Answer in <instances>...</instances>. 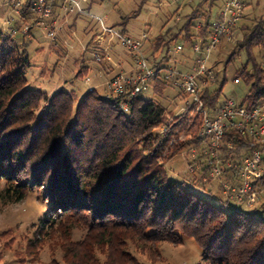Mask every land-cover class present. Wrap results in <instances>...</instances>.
Instances as JSON below:
<instances>
[{
    "label": "trees",
    "instance_id": "1",
    "mask_svg": "<svg viewBox=\"0 0 264 264\" xmlns=\"http://www.w3.org/2000/svg\"><path fill=\"white\" fill-rule=\"evenodd\" d=\"M21 1L22 25H12L18 33L0 28V180L6 184L0 196L21 202L35 192L48 203L49 214L37 238L29 242V254L35 256L49 245L53 258L47 264H139L132 249L156 261L163 243L180 245L192 237L203 250L201 264H264V202L254 209L246 202L235 206L221 194L216 202L169 177L166 163L202 140L203 115L197 106L188 102L183 112H168L161 102L140 94L124 99L129 111L123 112L119 107L123 98L112 92L107 96L91 89L79 97L76 90L63 88L50 95L29 87L33 63L26 37L38 17L33 20L31 10L36 0ZM59 5L60 0L55 2V15L61 18ZM85 8L91 12L93 6ZM180 9L168 19L173 25L152 39L153 63L149 60L158 73L153 88L160 95L172 84L163 72L172 61L173 46L183 44L192 52L198 23L204 24L202 37L212 24L211 10L199 6L179 28ZM16 16L11 18L19 20ZM80 16L85 17H74ZM128 22L123 18L120 23L123 35ZM25 25L31 28L28 34L22 32ZM238 30L231 42L223 44L234 43L235 52L248 51V61L235 80L250 85L242 103L251 107L264 100V16ZM60 32L51 39L54 45ZM255 48L260 60L253 54ZM95 50L96 44L85 52L93 56ZM92 60L101 66L109 62H98L94 56ZM216 63L211 64L213 69ZM90 69L83 60L76 78H85ZM215 72L216 81L202 94L210 109L219 103L224 85H218ZM226 142L233 143L224 148L225 153L234 152L233 158L246 156L255 147L236 130L228 132ZM194 178V186L204 189L206 183ZM77 229L84 231L78 240Z\"/></svg>",
    "mask_w": 264,
    "mask_h": 264
},
{
    "label": "rangeland",
    "instance_id": "2",
    "mask_svg": "<svg viewBox=\"0 0 264 264\" xmlns=\"http://www.w3.org/2000/svg\"><path fill=\"white\" fill-rule=\"evenodd\" d=\"M243 1L246 2V11L244 18L239 23V33L243 26H250L264 16V0ZM223 2L224 0H89L87 5L93 6V9L90 10L92 14L106 17L108 24L116 25L119 31L124 28L120 25L123 18H129L127 30L124 33L126 36L136 39L147 32L150 40L146 44L145 53L153 63L152 55H150L152 39L161 32L163 27L173 25L174 20L168 22V19L177 8L181 7L179 15L183 17L179 23L180 28L185 22L184 17L199 6L211 10L209 21L214 23L219 17ZM12 4L13 2L10 0H0V28L3 30H8L7 28L12 25L15 27L17 23L22 25V17H19V20L11 18L12 16L17 17L12 9ZM74 19V16L61 18V24L62 22L64 24L63 30L58 35V45H54V42L48 37L47 31L40 26H36L32 34L26 37L25 47L33 63L28 75V86L45 91L50 95L64 88L76 90L79 97L91 89H97L108 96L111 91L107 84L114 76L121 73L122 68H118L120 64H123L122 61H126L127 68H130L126 71L127 73L135 70L136 62L120 39L116 38L109 50L112 58L110 63L107 62L103 66L98 65L92 60V54L85 52L89 45L93 47L95 44L96 36L94 34L100 28L98 22L94 18L80 16V19L72 24ZM234 52L235 44L225 43L219 46L212 56L211 64L218 62L214 68L219 73L218 85L224 83L219 103L232 98L241 103L250 90V85L242 79L239 83L235 80L237 71L248 61V51L238 49L232 56ZM259 52L258 48L253 51L258 60H260ZM171 55L172 61L167 64V69L191 71L196 55L190 52L188 46L185 45L184 52L176 53L174 45ZM83 60L90 66V72L85 78H76ZM186 60L187 63L183 64ZM111 64L118 68L112 70ZM185 67L187 68L184 70ZM251 67L252 64L249 65L248 70H251ZM166 73L167 70L163 72V75ZM142 97L146 100L159 101L167 108L168 112L174 113L183 112L186 104L192 100L191 96L186 95L172 84L165 88L163 95L157 94L152 87L144 92ZM189 159H191L190 149H186L167 162L169 177L210 200L216 201V195L219 194L226 196L218 183H208L204 189L195 187L194 175L188 168ZM195 177L196 181L203 183L200 176ZM5 185V182L0 180V194ZM209 190H212L213 194H210ZM261 204L251 208H259ZM232 205L236 206L239 203L233 200ZM48 207V203L35 192L29 193L21 202H11L0 196V264H47L52 260L53 256L49 245H43L35 256L30 255L28 251L29 242L37 238L36 232L40 228L42 220L49 214ZM244 208L250 209L247 206ZM83 235L84 231L77 229L74 232V239L78 240ZM161 250V257L156 261L149 260L147 256L135 249H132V252L137 257L139 264H201L203 260V250L192 237H185L184 242L180 245L163 243ZM56 258L61 261L62 254L58 252Z\"/></svg>",
    "mask_w": 264,
    "mask_h": 264
},
{
    "label": "built area",
    "instance_id": "3",
    "mask_svg": "<svg viewBox=\"0 0 264 264\" xmlns=\"http://www.w3.org/2000/svg\"><path fill=\"white\" fill-rule=\"evenodd\" d=\"M16 4L15 13L21 17L23 1L13 0ZM59 0H36L32 5L33 20L38 17L36 26L47 31L48 37L56 39L58 32L63 30L64 22L56 20L55 2ZM89 0H60V10L64 16L83 15L96 19L100 32L96 35V49L93 56L98 62L110 61L109 50L113 40L119 38L129 50L136 62V68L130 73H121L108 82V89L116 97H121L119 107L128 112V105L124 101L143 94L153 87L157 71L152 68L149 57L145 53V46L149 41V34L144 32L141 37L133 39L123 35L116 28L111 27L106 17L97 16L86 10ZM246 3L243 0H224L217 20L211 24L206 37H202L200 29L203 23H198L195 43L192 47L196 58L191 71H180L169 68L166 79L186 95L191 96L190 104H195L203 115V126L200 133L202 138L198 145L190 148L189 171L208 184L218 183L223 193L237 202H246L254 207L264 202V100L255 105L238 103L234 98L218 103L214 109L205 106L202 99L206 87L216 81V72L210 66V61L216 49L224 42H231L235 29L243 18ZM179 20L181 18L179 17ZM30 26L23 27V33L30 32ZM8 33L16 35L18 30L10 27ZM183 44L175 46V52L181 53ZM252 71H249L251 73ZM237 83L240 80H236ZM230 130L255 144L250 152L241 158H233L234 152L230 148L232 142H226Z\"/></svg>",
    "mask_w": 264,
    "mask_h": 264
},
{
    "label": "crops",
    "instance_id": "4",
    "mask_svg": "<svg viewBox=\"0 0 264 264\" xmlns=\"http://www.w3.org/2000/svg\"><path fill=\"white\" fill-rule=\"evenodd\" d=\"M58 18V19H57ZM61 18H62V15H61ZM61 18H60V16L58 17H56V20L58 21V22H60V20H61ZM75 18V17H74ZM80 19V17H78V18H75L74 19V21L72 22V24H75L78 20ZM192 51V50H191ZM193 52V51H192ZM182 53V52H181ZM194 54V53H193ZM188 59H191V57H188ZM123 62V64L121 65L120 64V66H119V68L118 69H120V68H122V71H121V73H126V71H128V70H130V68H127L128 66H126L127 65V62L126 61H122ZM187 63V60L186 61H184L183 62V64H186ZM112 66H111V68H112V70H115V69H117L116 68V66L114 65V64H111ZM187 67H185L184 68V70L186 69ZM130 72V71H129ZM120 73V74H121Z\"/></svg>",
    "mask_w": 264,
    "mask_h": 264
}]
</instances>
